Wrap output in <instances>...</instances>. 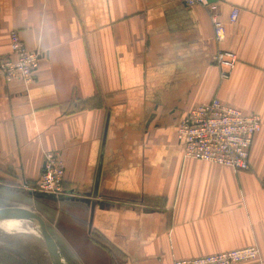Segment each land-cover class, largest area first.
Returning <instances> with one entry per match:
<instances>
[{"label": "crops", "instance_id": "crops-1", "mask_svg": "<svg viewBox=\"0 0 264 264\" xmlns=\"http://www.w3.org/2000/svg\"><path fill=\"white\" fill-rule=\"evenodd\" d=\"M0 0L9 33L40 51L34 80L0 77V209L39 215L63 264H172L256 245L264 264V0ZM238 10L235 23L228 15ZM236 54L219 79L211 58ZM261 119L249 171L187 159L181 117L214 96ZM64 195H42L44 153Z\"/></svg>", "mask_w": 264, "mask_h": 264}, {"label": "built area", "instance_id": "built-area-1", "mask_svg": "<svg viewBox=\"0 0 264 264\" xmlns=\"http://www.w3.org/2000/svg\"><path fill=\"white\" fill-rule=\"evenodd\" d=\"M186 7H202L207 10L215 43L225 38V27L218 19L217 7L208 0H176ZM238 10L228 15V22H236ZM40 51L25 48L17 31L9 33V54L0 58V77L6 83L19 81L29 86L41 58ZM219 71V79L227 78L235 68L237 57L230 51L217 50L212 58ZM261 130V119L255 113L223 103L214 96L207 104L190 109L180 119L176 140L187 159L211 163L235 172L249 171V152L253 137ZM34 191L47 196L64 195V163L58 151L44 153L40 179ZM260 251L256 245L239 250L202 256L193 259H177L172 264H240L258 261Z\"/></svg>", "mask_w": 264, "mask_h": 264}, {"label": "rangeland", "instance_id": "rangeland-1", "mask_svg": "<svg viewBox=\"0 0 264 264\" xmlns=\"http://www.w3.org/2000/svg\"><path fill=\"white\" fill-rule=\"evenodd\" d=\"M0 264H51L42 236L32 223L0 221Z\"/></svg>", "mask_w": 264, "mask_h": 264}, {"label": "water", "instance_id": "water-1", "mask_svg": "<svg viewBox=\"0 0 264 264\" xmlns=\"http://www.w3.org/2000/svg\"><path fill=\"white\" fill-rule=\"evenodd\" d=\"M0 219L27 220L34 223L43 238L50 263L63 264L57 246L49 235L43 219L39 215L22 208H2L0 209Z\"/></svg>", "mask_w": 264, "mask_h": 264}, {"label": "bare ground", "instance_id": "bare-ground-1", "mask_svg": "<svg viewBox=\"0 0 264 264\" xmlns=\"http://www.w3.org/2000/svg\"><path fill=\"white\" fill-rule=\"evenodd\" d=\"M3 220H7V219H0V221H3ZM11 220V219H10ZM24 221H27V220H24ZM27 222H30V223H32L31 221H27ZM36 228H37V226L34 224V223H32ZM37 230H38V228H37ZM39 231V230H38ZM43 239V238H42ZM44 242V241H43ZM45 245V244H44Z\"/></svg>", "mask_w": 264, "mask_h": 264}]
</instances>
